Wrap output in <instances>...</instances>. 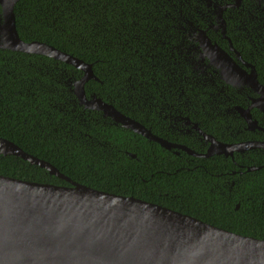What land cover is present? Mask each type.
Returning <instances> with one entry per match:
<instances>
[{"label": "trees", "instance_id": "trees-1", "mask_svg": "<svg viewBox=\"0 0 264 264\" xmlns=\"http://www.w3.org/2000/svg\"><path fill=\"white\" fill-rule=\"evenodd\" d=\"M193 2L20 0L15 14L25 42L51 45L92 65L98 80L86 83L88 97L96 95L149 127L143 101L135 97L143 95L138 90L148 87L153 74L169 73L162 68L172 41L167 26L179 24ZM1 16L0 6V23ZM82 76L81 70L47 56L0 49V138L79 184L264 240L263 157L254 156L251 163L261 169L234 177L233 192L216 187L213 159L188 170L183 159L156 142L81 106L73 89ZM0 175L70 186L14 155L0 154Z\"/></svg>", "mask_w": 264, "mask_h": 264}, {"label": "water", "instance_id": "water-1", "mask_svg": "<svg viewBox=\"0 0 264 264\" xmlns=\"http://www.w3.org/2000/svg\"><path fill=\"white\" fill-rule=\"evenodd\" d=\"M19 1L0 0V49L47 56L81 70L83 76L73 89L80 105L171 148L112 104L87 96L86 83L98 80L91 64L51 45L22 40L15 14ZM261 145L243 144V149ZM218 146L196 155L221 153ZM0 154L20 157L70 183L56 186L0 175V264H264V240L156 203L79 184L4 138H0Z\"/></svg>", "mask_w": 264, "mask_h": 264}, {"label": "flooded vegetation", "instance_id": "flooded-vegetation-1", "mask_svg": "<svg viewBox=\"0 0 264 264\" xmlns=\"http://www.w3.org/2000/svg\"><path fill=\"white\" fill-rule=\"evenodd\" d=\"M181 20L167 26L172 41L162 68L169 73L153 74L148 87L134 89L143 93L135 99L148 114L144 126L172 145L170 155L188 170L213 159V185L233 192L235 176L263 167L251 163L264 158V0H195ZM249 143L262 145L243 149ZM213 144L222 152L197 156Z\"/></svg>", "mask_w": 264, "mask_h": 264}]
</instances>
